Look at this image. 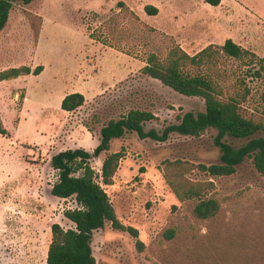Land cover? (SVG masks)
Masks as SVG:
<instances>
[{
  "label": "rangeland",
  "instance_id": "1",
  "mask_svg": "<svg viewBox=\"0 0 264 264\" xmlns=\"http://www.w3.org/2000/svg\"><path fill=\"white\" fill-rule=\"evenodd\" d=\"M149 2L156 4L157 15L144 13ZM164 34L190 53L235 37L263 57L264 0H223L222 7L203 0L14 4L0 32V71L28 67L31 73L0 82V120L6 130L0 135V264H45L51 226L73 227L64 217L76 208L73 198L50 193L57 180L49 164L53 155L73 147L91 152L100 128L131 109L157 117L145 123V131L177 124L184 112L204 111L201 99L140 73L149 53L165 55L171 40ZM39 66L40 74L33 75ZM217 69L228 85L246 71L224 56ZM246 84L251 95L243 111L250 115L258 107L259 84L250 77ZM72 93L86 102L67 114L60 104ZM215 134L212 129L199 138L174 133L165 142L131 134L111 142L110 152L122 148L124 157L105 191L120 223L137 230L141 250L128 233L106 225L92 236L96 264H264V178L249 160L228 177L210 178L196 168L185 175L193 182H213L209 197L220 209L210 219H198L197 201H179L164 180L165 160L218 163ZM102 159L91 161L96 172Z\"/></svg>",
  "mask_w": 264,
  "mask_h": 264
},
{
  "label": "trees",
  "instance_id": "2",
  "mask_svg": "<svg viewBox=\"0 0 264 264\" xmlns=\"http://www.w3.org/2000/svg\"><path fill=\"white\" fill-rule=\"evenodd\" d=\"M32 0H0V32L5 28L9 12L14 4L21 2L28 5ZM204 3L217 7L222 0H203ZM144 12L155 16L157 8L146 5ZM171 45L164 56L151 52L140 69V73L162 86L185 97L199 98L204 102V111L199 113L184 112L178 115L177 124H170L161 131H145V123L157 120L146 110L131 109L117 120H109L99 131L98 144L90 152L83 148L67 149L53 155L50 167L57 172V180L51 186L50 193L58 199L73 198L76 208L64 212L73 227L63 229L53 224L51 240L47 250L45 264H96L91 242L93 233L109 225L113 230L128 233L139 250L137 230L124 226L117 219L105 187L113 185L114 176L124 157L122 148L110 152L113 140L123 139L136 134L141 139L165 142L171 134L199 138L206 131H216L213 145L219 149L216 164L196 166L184 161L163 162V177L179 201L194 199V215L201 220L217 215L220 204L209 197L214 189L213 182H193L186 178L191 168L208 175L210 178L228 177L235 174L237 167L244 160H249L264 178V56L258 57L251 51L235 44L231 39L222 45L210 44L194 55L184 51L172 37ZM224 56L242 63L245 74L234 80L231 85L226 82L224 73L217 69L219 59ZM42 67H37L32 74H40ZM28 67L11 68L0 71V82L29 75ZM250 77L259 84L258 107L253 113L245 115L243 108L251 95L246 84ZM85 98L80 93L66 95L60 104L63 111L71 113L82 107ZM0 135H6L0 120ZM227 138L243 142L234 146ZM103 156L100 171L96 172L91 161ZM171 236V235H170Z\"/></svg>",
  "mask_w": 264,
  "mask_h": 264
},
{
  "label": "crops",
  "instance_id": "3",
  "mask_svg": "<svg viewBox=\"0 0 264 264\" xmlns=\"http://www.w3.org/2000/svg\"><path fill=\"white\" fill-rule=\"evenodd\" d=\"M222 3H223V0L221 1V3L219 4V6H221L222 7ZM147 5H151V6H155L156 4L154 3V2H149ZM127 6V5H126ZM156 8V7H155ZM128 9H129V7H128ZM142 9V8H141ZM131 12H133L131 9H129ZM158 10V9H157ZM145 13V12H144ZM137 15V14H136ZM138 17H139V19L141 20V17L139 16V15H137ZM142 21V20H141ZM206 26L208 27V28H210V29H220V27H219V25L217 24L216 26L215 25H208V24H206ZM165 35H167V34H165ZM167 36H169V35H167ZM170 37H172V36H170ZM173 38V37H172ZM174 40V39H173ZM233 40H234V42L237 44V45H239V46H241L242 48H243V44L241 43V42H239L238 41V38H233ZM223 41V40H222ZM224 42V41H223ZM223 42L221 43V44H223ZM177 43V42H176ZM178 44V43H177ZM182 44V43H181ZM211 44H213V45H218V44H214V43H212L211 42ZM220 44V45H221ZM179 45V44H178ZM210 45V44H209ZM184 51H186L189 55H194V54H196L197 52H194V53H190V52H188V50L189 51H191L192 52V50L191 49H185L184 47H183V45L181 46V45H179ZM208 46V45H207ZM189 48H191V45L189 46ZM143 67V63H142V66H141V68ZM86 102V101H85ZM83 107V106H82ZM75 112V111H74ZM74 112H71V113H74ZM67 113V112H66ZM68 114V113H67ZM97 144H98V142H97ZM96 144V145H97ZM75 147H73V149H74ZM58 199V198H57Z\"/></svg>",
  "mask_w": 264,
  "mask_h": 264
}]
</instances>
